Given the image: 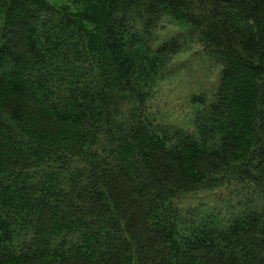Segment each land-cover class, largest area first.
I'll return each instance as SVG.
<instances>
[{
    "label": "trees",
    "instance_id": "trees-1",
    "mask_svg": "<svg viewBox=\"0 0 264 264\" xmlns=\"http://www.w3.org/2000/svg\"><path fill=\"white\" fill-rule=\"evenodd\" d=\"M0 264H264V0H0Z\"/></svg>",
    "mask_w": 264,
    "mask_h": 264
},
{
    "label": "rangeland",
    "instance_id": "rangeland-1",
    "mask_svg": "<svg viewBox=\"0 0 264 264\" xmlns=\"http://www.w3.org/2000/svg\"><path fill=\"white\" fill-rule=\"evenodd\" d=\"M191 53L190 54H185V55H182V56H179L178 59H177V62H185L186 64L190 63L191 62ZM193 63V62H192ZM190 66H191V63H190ZM194 69H196L199 74H198V79H200V77H202V80L201 81H197L196 84H200L202 86H204L206 83H208V75L210 74L209 72H204L203 70H199L198 66L196 65L194 67ZM209 73V74H208ZM196 74V73H195ZM194 74V75H195ZM203 74H205V80L203 79ZM215 74V73H214ZM211 76V75H210ZM214 76V75H213ZM212 76V77H213ZM211 77V78H212ZM187 80H189L188 78V75H185V70L183 69V72H181V75L177 76L175 79H173L171 81V84L169 87L165 88V89H168V97L171 96V100H172V104L174 107H170L169 109L173 112V113H182V115H184V111L183 109L186 108V105L187 104H184L185 101L184 100V97L186 96V91H187V88L184 89L182 86H185L184 84L187 83ZM199 85V86H200ZM191 87H193L192 85H190ZM177 92L178 94L180 95H183V98H180L181 96L179 97H174L173 94ZM182 99V100H181ZM185 105V106H184ZM176 109H179L180 112H177ZM189 110V108H187ZM164 112H167L168 111H165L164 109H162ZM219 193L217 194H214L213 195V199L217 201V197L219 198ZM198 196H201V197H198ZM198 197V198H197ZM194 200H199L201 202L203 201H210L211 200V197H209V195L207 194H198L197 196L194 197ZM195 202H198V201H195ZM186 204H193L194 202L193 201H186L184 202Z\"/></svg>",
    "mask_w": 264,
    "mask_h": 264
}]
</instances>
